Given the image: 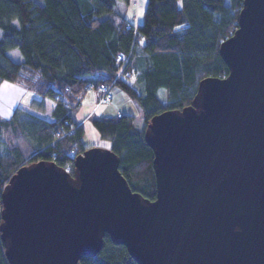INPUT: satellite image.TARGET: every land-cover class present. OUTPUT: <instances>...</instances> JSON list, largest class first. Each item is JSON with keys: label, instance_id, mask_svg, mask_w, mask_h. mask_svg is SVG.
<instances>
[{"label": "water", "instance_id": "water-1", "mask_svg": "<svg viewBox=\"0 0 264 264\" xmlns=\"http://www.w3.org/2000/svg\"><path fill=\"white\" fill-rule=\"evenodd\" d=\"M219 53L227 76L203 79L191 106L146 130L154 200L130 189L106 149L77 156L73 177L45 162L11 177L9 264H78L105 235L138 264H264V0L243 1Z\"/></svg>", "mask_w": 264, "mask_h": 264}, {"label": "trees", "instance_id": "trees-1", "mask_svg": "<svg viewBox=\"0 0 264 264\" xmlns=\"http://www.w3.org/2000/svg\"><path fill=\"white\" fill-rule=\"evenodd\" d=\"M130 1L0 0V81L39 96L37 111L46 99L54 103L48 116L16 108L0 120V224L2 192L19 169L53 163L73 177L75 158L91 148L74 115L85 93L101 84L135 101L143 126L121 114L90 116L89 123L109 142L130 189L154 200L153 152L145 141L152 118L191 106L203 79L227 76L219 46L238 28L244 0H147L139 25L125 16ZM12 49L20 62L7 55ZM0 264H9L1 234ZM78 264L138 263L105 235L99 253Z\"/></svg>", "mask_w": 264, "mask_h": 264}, {"label": "crops", "instance_id": "crops-1", "mask_svg": "<svg viewBox=\"0 0 264 264\" xmlns=\"http://www.w3.org/2000/svg\"><path fill=\"white\" fill-rule=\"evenodd\" d=\"M146 4L147 0L130 1L128 10H130L131 16L130 18L126 17L129 22L133 23L136 21L138 25L141 24ZM29 92L32 95H29L32 97L31 102L28 104L30 106L29 108L32 109L34 113H42L46 116L50 115V112L54 106V103L51 100H44L45 111H37L34 109V107L38 104L37 100H40L39 96L33 94L31 91L26 90L19 85L12 84L6 81H0V98L7 100L8 102H13V106H11L10 109L2 108L1 112L5 116L0 118V120L8 119L6 115H9L13 109H16L19 105H21V103L25 99V96L28 95ZM98 97L99 91L97 89L86 92L79 104L76 114L74 115V120L76 121V123L78 125L82 124L84 129L86 128L87 124L91 126V124L89 123L90 116L116 117L118 114H121L123 116L131 115L135 119H137L141 115V111L135 101H133L118 87H114L111 89L110 100L107 103H102L98 106H95V102L97 101Z\"/></svg>", "mask_w": 264, "mask_h": 264}, {"label": "rangeland", "instance_id": "rangeland-1", "mask_svg": "<svg viewBox=\"0 0 264 264\" xmlns=\"http://www.w3.org/2000/svg\"><path fill=\"white\" fill-rule=\"evenodd\" d=\"M125 16L127 18H130V16H131V13H130V10H128V7H127V11H126ZM0 35H1V30H0ZM7 55L9 56V58H11L15 62H20L22 60V56H21L18 49L9 50L7 52ZM161 93H163V91ZM161 93H160V96L163 98ZM29 95H31L30 92L28 93V95L25 96V99L23 100L21 105H19L17 108H21V109H24V110H27L29 112L34 113L32 111V109L29 108L30 106L28 105L31 102V98H32L31 97L32 95L31 96H29ZM11 106H13L12 101L8 102L7 100L0 98V118L5 116L1 112L2 108L10 109ZM14 110L15 109H13L9 115H6V117L9 118L12 115ZM34 114L39 115V116H46L42 113H34ZM135 126L137 128H142V126H143L142 115H140L139 118L135 119ZM83 145L85 147L99 148V149H106V150H108V148L110 146L109 142L101 139L99 137L98 133L96 132V130H94L89 124H87L86 128H85V137L83 138ZM67 173L69 174L70 172H67Z\"/></svg>", "mask_w": 264, "mask_h": 264}, {"label": "built area", "instance_id": "built-area-1", "mask_svg": "<svg viewBox=\"0 0 264 264\" xmlns=\"http://www.w3.org/2000/svg\"><path fill=\"white\" fill-rule=\"evenodd\" d=\"M117 59H118V61H123V62L127 61V58L125 57V55L123 53H119L117 56ZM92 88H93L92 86H89V89H92ZM98 91H99V97H98L97 101L95 102V106H98L102 103H107L110 100L111 86H108L106 84H101L98 87ZM120 116L121 115L118 114V117H120ZM65 171L70 172V169L67 167Z\"/></svg>", "mask_w": 264, "mask_h": 264}]
</instances>
